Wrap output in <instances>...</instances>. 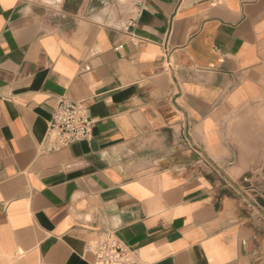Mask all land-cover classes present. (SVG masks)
I'll use <instances>...</instances> for the list:
<instances>
[{"label":"crops","instance_id":"0c3cea01","mask_svg":"<svg viewBox=\"0 0 264 264\" xmlns=\"http://www.w3.org/2000/svg\"><path fill=\"white\" fill-rule=\"evenodd\" d=\"M146 4L0 0V264H264V0ZM62 99L93 136L51 151Z\"/></svg>","mask_w":264,"mask_h":264},{"label":"built area","instance_id":"2783aa9c","mask_svg":"<svg viewBox=\"0 0 264 264\" xmlns=\"http://www.w3.org/2000/svg\"><path fill=\"white\" fill-rule=\"evenodd\" d=\"M146 10V0H131L127 29L133 27ZM94 126L95 120L83 103L62 99L52 115L46 142L51 151H58L90 139ZM184 144L191 148L193 146L189 138H185ZM206 161L210 166L215 165L207 159ZM245 182L250 183L252 191L251 180L245 178L243 184ZM229 184L238 194H244L243 184L237 185L230 181ZM250 202L254 203L252 199ZM88 251L94 256L93 264H142L137 253L123 246L113 232L105 233L94 241L88 246Z\"/></svg>","mask_w":264,"mask_h":264},{"label":"rangeland","instance_id":"374dc122","mask_svg":"<svg viewBox=\"0 0 264 264\" xmlns=\"http://www.w3.org/2000/svg\"><path fill=\"white\" fill-rule=\"evenodd\" d=\"M247 179L250 180V178H247ZM243 191H244V194L240 195L241 198H243L247 204L249 205L252 204L250 202V199H252V192H251V185L249 182H245L243 184Z\"/></svg>","mask_w":264,"mask_h":264}]
</instances>
